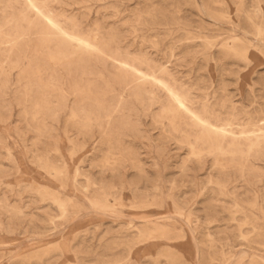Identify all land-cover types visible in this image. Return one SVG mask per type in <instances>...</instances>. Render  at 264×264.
<instances>
[{
    "label": "rangeland",
    "instance_id": "obj_1",
    "mask_svg": "<svg viewBox=\"0 0 264 264\" xmlns=\"http://www.w3.org/2000/svg\"><path fill=\"white\" fill-rule=\"evenodd\" d=\"M0 264H264V0H0Z\"/></svg>",
    "mask_w": 264,
    "mask_h": 264
},
{
    "label": "bare ground",
    "instance_id": "obj_2",
    "mask_svg": "<svg viewBox=\"0 0 264 264\" xmlns=\"http://www.w3.org/2000/svg\"><path fill=\"white\" fill-rule=\"evenodd\" d=\"M82 41H83V40H82ZM82 41H81V42H82ZM95 41H96V40H95ZM79 44H81V43H79ZM86 46H88V45H86ZM144 80H145V79H144ZM139 82H140V81H139ZM183 107H184V106H183ZM225 134H226V133H225Z\"/></svg>",
    "mask_w": 264,
    "mask_h": 264
}]
</instances>
